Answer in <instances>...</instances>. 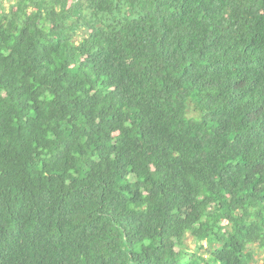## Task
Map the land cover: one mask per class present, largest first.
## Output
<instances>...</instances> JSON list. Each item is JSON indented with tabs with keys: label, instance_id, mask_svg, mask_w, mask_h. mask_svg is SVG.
<instances>
[{
	"label": "trees",
	"instance_id": "trees-1",
	"mask_svg": "<svg viewBox=\"0 0 264 264\" xmlns=\"http://www.w3.org/2000/svg\"><path fill=\"white\" fill-rule=\"evenodd\" d=\"M263 253L264 0H0V264Z\"/></svg>",
	"mask_w": 264,
	"mask_h": 264
},
{
	"label": "rangeland",
	"instance_id": "rangeland-1",
	"mask_svg": "<svg viewBox=\"0 0 264 264\" xmlns=\"http://www.w3.org/2000/svg\"><path fill=\"white\" fill-rule=\"evenodd\" d=\"M187 244L190 245V246H194V244L191 241V238L188 239ZM263 255H264V253H263Z\"/></svg>",
	"mask_w": 264,
	"mask_h": 264
}]
</instances>
